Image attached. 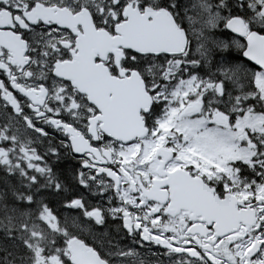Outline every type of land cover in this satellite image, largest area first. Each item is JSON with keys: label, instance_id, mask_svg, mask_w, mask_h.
<instances>
[{"label": "snow or ice", "instance_id": "snow-or-ice-1", "mask_svg": "<svg viewBox=\"0 0 264 264\" xmlns=\"http://www.w3.org/2000/svg\"><path fill=\"white\" fill-rule=\"evenodd\" d=\"M0 264H264V0H0Z\"/></svg>", "mask_w": 264, "mask_h": 264}, {"label": "flooded vegetation", "instance_id": "flooded-vegetation-1", "mask_svg": "<svg viewBox=\"0 0 264 264\" xmlns=\"http://www.w3.org/2000/svg\"><path fill=\"white\" fill-rule=\"evenodd\" d=\"M64 160H67L66 163L68 164V166H70V173H71V171H72L74 168L78 167L77 162H76L75 160L71 159L70 157H69V158H66V159H64ZM64 160H62L61 163H60V168H61V169H62V167H63V162H64ZM67 164H66V165H67Z\"/></svg>", "mask_w": 264, "mask_h": 264}, {"label": "trees", "instance_id": "trees-1", "mask_svg": "<svg viewBox=\"0 0 264 264\" xmlns=\"http://www.w3.org/2000/svg\"><path fill=\"white\" fill-rule=\"evenodd\" d=\"M66 159V158H65ZM67 160H64L62 170L66 175L70 176V166L66 163ZM67 164V165H66Z\"/></svg>", "mask_w": 264, "mask_h": 264}]
</instances>
